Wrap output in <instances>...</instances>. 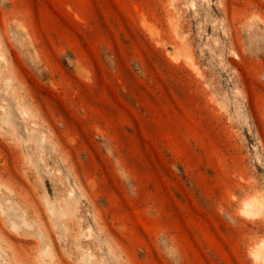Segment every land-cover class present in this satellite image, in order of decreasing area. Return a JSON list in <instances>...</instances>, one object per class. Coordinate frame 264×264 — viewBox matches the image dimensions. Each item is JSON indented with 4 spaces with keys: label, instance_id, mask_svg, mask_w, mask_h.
<instances>
[{
    "label": "rangeland",
    "instance_id": "1",
    "mask_svg": "<svg viewBox=\"0 0 264 264\" xmlns=\"http://www.w3.org/2000/svg\"><path fill=\"white\" fill-rule=\"evenodd\" d=\"M0 264H264V0H0Z\"/></svg>",
    "mask_w": 264,
    "mask_h": 264
}]
</instances>
